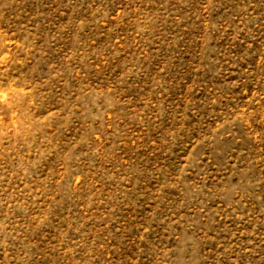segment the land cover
<instances>
[{
  "label": "rangeland",
  "instance_id": "374dc122",
  "mask_svg": "<svg viewBox=\"0 0 264 264\" xmlns=\"http://www.w3.org/2000/svg\"><path fill=\"white\" fill-rule=\"evenodd\" d=\"M0 264H264V0H0Z\"/></svg>",
  "mask_w": 264,
  "mask_h": 264
}]
</instances>
